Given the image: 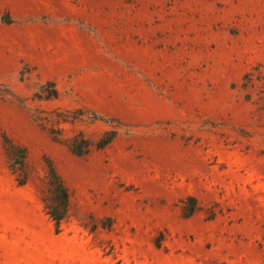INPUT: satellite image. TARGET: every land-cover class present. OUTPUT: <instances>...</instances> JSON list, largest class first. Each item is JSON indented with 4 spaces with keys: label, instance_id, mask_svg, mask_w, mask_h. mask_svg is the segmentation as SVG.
<instances>
[{
    "label": "rangeland",
    "instance_id": "374dc122",
    "mask_svg": "<svg viewBox=\"0 0 264 264\" xmlns=\"http://www.w3.org/2000/svg\"><path fill=\"white\" fill-rule=\"evenodd\" d=\"M37 109L77 116L66 137L119 134L77 155ZM0 264H264V0H0Z\"/></svg>",
    "mask_w": 264,
    "mask_h": 264
},
{
    "label": "trees",
    "instance_id": "16d2710c",
    "mask_svg": "<svg viewBox=\"0 0 264 264\" xmlns=\"http://www.w3.org/2000/svg\"><path fill=\"white\" fill-rule=\"evenodd\" d=\"M47 85L52 87V91L41 96V98H53L58 96V90L53 82ZM36 122L53 137L54 140L65 143L70 150L77 155H85L93 148L101 149L109 144L118 136L117 128H110L96 140L87 136L83 131H79L71 137H66L64 128L61 125L66 122H73L77 116H70L61 111L45 112L36 110L33 113ZM5 156L8 167L15 175L18 185H24L29 178L28 170V149L26 146L16 142L8 134H2ZM43 203L47 214L54 221L56 232H60L62 222L66 218L70 207V193L63 178L57 171L53 161L47 160V172L44 177ZM185 216H191L200 209L195 197L190 196L186 199Z\"/></svg>",
    "mask_w": 264,
    "mask_h": 264
}]
</instances>
